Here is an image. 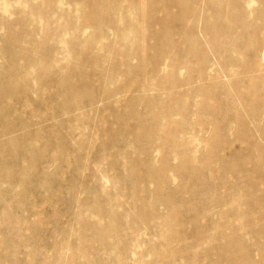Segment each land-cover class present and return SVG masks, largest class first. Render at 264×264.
<instances>
[{
    "label": "rangeland",
    "instance_id": "rangeland-1",
    "mask_svg": "<svg viewBox=\"0 0 264 264\" xmlns=\"http://www.w3.org/2000/svg\"><path fill=\"white\" fill-rule=\"evenodd\" d=\"M81 5V0L45 4L41 0H0V108H15L13 124L25 122L29 115L37 122L45 114L47 121L51 119L38 129L35 126L30 134L20 125L13 126L18 130L14 135L24 133L14 153L22 159L6 165H20L38 175L34 181L16 182L28 192L22 196L10 192L8 183L0 186V264H219V256L238 246L250 253L253 264H264V174L240 178L216 173L212 180L192 179L184 199L173 195L184 223L176 229L170 227L172 214L163 205L153 202L143 210L135 203L151 198L154 183H142L143 191L130 185L134 170L127 157L130 151L127 146L107 142L102 128L126 125L146 135L148 128L139 126L134 108L145 112L147 104H158L164 92L150 89L147 102L142 103L135 84L119 102L118 98L106 102L98 98L89 107L87 97L79 99V106L74 101L88 92L100 96L107 90L116 91L123 79L137 76L129 74L141 62L133 47L142 40L141 14L151 9L150 0H95V9L102 7L94 16L96 21L78 17ZM174 5L184 26L174 39L176 45L187 43L194 35L204 44L200 50L209 52L208 60L192 65L184 55L169 57L160 48L157 58L144 60V67L158 72L156 78H170L174 72L185 82L187 75L192 76L185 88L190 91L199 76L206 80L214 70V49L228 57L230 44L236 43L234 35L245 34L239 25L242 9L248 7L243 8L246 2L242 0H177ZM251 7L254 11L248 10L247 18L253 26L256 17L264 18V11H259L258 3ZM226 10L231 13L229 28L217 21L225 18ZM206 18L211 20L209 25ZM75 56L91 60L92 67L73 71L78 62ZM5 61L20 66L13 73ZM67 73L74 85L81 86L76 98L59 93ZM25 75L31 77L26 80ZM43 75L49 78L54 102L65 104V110L43 106L41 96L37 97V77ZM26 100L27 108L22 110L19 104ZM133 100L137 101L133 109H125ZM112 104L122 109L111 110ZM193 105L194 98L189 96L185 102L172 100L161 109L179 123L178 134L184 139L200 131L189 123ZM181 109L186 113L180 114ZM43 130L51 134L47 136ZM146 152L148 159L158 155L152 146ZM164 159L174 162L168 161L170 157ZM251 160L255 164L257 158ZM143 171L135 183L144 178ZM204 173L212 177L208 171ZM5 178L7 174L0 172V179ZM178 181L170 177L165 185L172 187ZM106 226L115 232L111 248H104V240L97 236Z\"/></svg>",
    "mask_w": 264,
    "mask_h": 264
},
{
    "label": "bare ground",
    "instance_id": "bare-ground-1",
    "mask_svg": "<svg viewBox=\"0 0 264 264\" xmlns=\"http://www.w3.org/2000/svg\"><path fill=\"white\" fill-rule=\"evenodd\" d=\"M48 1L53 0H41V3L45 4ZM81 1H83V5L79 9L78 17L88 16L91 20L96 21L94 16L100 13L102 7L95 9V0ZM176 1L150 0L151 9L144 10L141 14L142 40L133 47L137 48L138 55L136 56L141 59V62L129 72L130 75L136 73L135 78L123 79L116 91L107 90L100 96L88 92L74 101L75 106H79V99L87 97L86 103L89 107L95 106L98 98L102 102L118 98L116 102H119L128 91L135 88V84L138 85L137 91L142 96L139 102L142 103H146L148 100L146 96L148 90L156 89L164 92L158 104L153 101L147 104L145 112L134 108L135 117L140 121L139 126L148 128L146 135L135 133L134 128L126 125L121 128H117V124H113L109 128L103 127L102 124L99 125L103 127L102 131L107 142L121 144L123 148H125L124 146L128 147V149L125 148L130 151L127 157L132 161L134 167L130 185L143 191L146 182L154 183L149 194L151 198L139 199L135 203L143 210H147L144 205L153 202L163 205L165 211L172 214L169 222L171 223L170 227H175V229L184 223L178 216L177 203L173 195L184 199L188 195L186 190L192 179L198 178L204 182L206 179H215L213 174L216 173H222L225 177L236 175L240 178L264 174V18L256 17L253 26H250V21L247 18L248 10L250 13L254 11V8L251 7L252 4L258 3L259 11H264V0H242V2H246V6L243 8L248 7V10L242 9L243 16L239 25L245 34L234 35L236 43L230 44L228 57H225L224 52L222 54L219 49H214L217 55L214 70L206 80H204V75L199 76L196 81L197 86L190 91L185 88L188 85L187 81H190L192 76L187 75L185 82L177 79L174 72L171 73L170 78H156L158 72L148 71L144 67V60L157 58L160 48L169 57H175L178 54L184 55L193 63L192 65L200 66L208 60L209 52L200 50L204 44L194 35L187 43L181 46L176 45L175 37H178L180 30H184V26L179 21V15L174 12ZM89 2H93L92 6ZM230 17V10H226L225 18H217V21L221 27L229 28ZM206 22L209 25L211 20L206 18ZM157 41H160L161 45H158ZM75 58L78 62L73 66V71H82L85 67H92L91 60L86 61L76 56ZM5 62L6 67L13 73H15L14 69L20 66L14 61ZM6 67H4L5 71ZM30 77L31 75H25L26 80ZM150 78L153 79L149 80ZM223 78L226 80H222ZM37 80L39 90L36 91V94L38 98L41 96L43 106H50V108L57 106L65 110V104L54 102L55 94L52 93L49 86V78L43 75L38 76ZM11 84L13 83L11 82ZM61 86L59 93H71L74 97L81 87L73 84L68 73L64 74ZM189 96L194 98L193 113L189 116V123L197 126L200 131L193 138L184 139L178 134L181 127L179 123L169 118L161 109L168 106L172 100L185 102ZM136 103L137 101L133 100L125 109H133V105ZM26 104L27 100L20 103L19 106L25 110ZM110 109L120 111L122 107L112 104ZM14 110V107L8 105L0 108V166L4 167V170H0V172L7 174L10 178L0 179V186L3 183H8L10 192L16 196H22L28 192L16 182L34 181L38 172H31L20 165L11 167L6 165V163L22 159L20 154L14 153H16V147L22 144L24 133L18 132L17 135H14L13 132L18 130L13 126L20 125L26 130L25 133L30 134L35 126H37L35 129H38L41 123L46 124L51 119L47 121V114H45L43 119L37 122L38 119L29 115L25 122L13 124L15 121ZM179 113L186 112L181 109ZM3 115L6 116L5 120ZM2 118L3 120H1ZM2 123L4 124L1 125ZM47 129L44 127V130ZM44 130L43 132L47 136L51 134ZM118 132H121L122 135H119ZM19 133L23 134L18 135ZM151 146L158 152V155L148 159L146 149ZM37 154L35 152L32 156L35 157ZM165 157H170L171 160L168 161L174 162L164 161ZM252 157L257 158L255 164L251 160ZM255 167L258 170H254ZM141 170H145L142 172L144 178L135 183V178L141 174ZM204 171H208L212 177H206ZM170 177L179 180L177 185L172 187L165 185V181L170 180ZM144 213L148 218V213ZM155 214L151 213V215ZM97 236L104 240V248L114 246L115 232L111 231L110 227L106 226L103 230H98ZM224 254L217 258L219 264H253L250 253L243 247L238 246L233 251ZM262 260L264 261V257Z\"/></svg>",
    "mask_w": 264,
    "mask_h": 264
}]
</instances>
